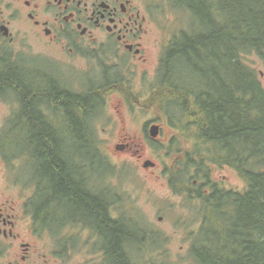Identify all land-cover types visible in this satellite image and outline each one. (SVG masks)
<instances>
[{"label": "flooded vegetation", "instance_id": "1", "mask_svg": "<svg viewBox=\"0 0 264 264\" xmlns=\"http://www.w3.org/2000/svg\"><path fill=\"white\" fill-rule=\"evenodd\" d=\"M157 14L144 0H0V102L8 106L1 129L3 132L7 125L11 126L15 136L20 137L17 142L21 143L9 150L0 147V159L6 168L4 187L0 190V264H66L67 253L75 251L92 254V260L80 264H112L110 256L115 248L101 222L89 221L71 211L68 204L45 196L50 182L37 169L39 160L30 147L28 135L21 134L20 125L34 123L66 136L70 130L64 97L77 99L88 93L92 102L88 119L89 122L94 119L97 138L98 125H104L106 131L113 120L107 116V98L115 97L114 108L123 123L130 107L138 111L152 108L154 117L141 123L140 135L154 147L163 145L161 140L167 125L176 127L182 137L173 134L166 138L165 148L174 139L195 142L198 138L186 122L168 116L170 111L167 108L166 113L162 109L156 95L161 88L159 69L155 73L148 67L153 51L163 52L170 42L163 48L159 37L162 22L154 20ZM153 46L155 50H151ZM159 59L161 62V56ZM97 76L102 80L96 84L93 82ZM15 80L26 87L51 86L57 93L54 100H59L55 102L32 93L28 98L29 92L25 96L20 93ZM160 113L162 117L158 116ZM115 122L119 123L114 118ZM153 127L159 132L155 139L151 136ZM166 129L175 133L173 128ZM90 131L93 134L92 127ZM120 135V142L114 144L113 150L126 154L130 145L124 141L132 137ZM180 151L171 145L166 156L173 160L170 164L164 162L158 169V178L166 180L172 193L190 196L198 206L210 194L241 191L224 174L226 171L239 174L235 168L196 158L194 149L180 158ZM100 152L107 159L102 158L99 166L96 159L94 164L90 160L86 166L90 174L89 170L81 171L84 190L79 171L81 159L76 158L77 184L105 209L111 222L122 217L129 223L128 216L114 211L117 198L112 176L114 164L106 150ZM190 156L194 159L190 168L192 183L177 192L178 187L172 184L177 164ZM199 163L207 167L208 175L199 173ZM157 167L154 163L151 168ZM121 249L128 259L127 246L122 243Z\"/></svg>", "mask_w": 264, "mask_h": 264}, {"label": "trees", "instance_id": "2", "mask_svg": "<svg viewBox=\"0 0 264 264\" xmlns=\"http://www.w3.org/2000/svg\"><path fill=\"white\" fill-rule=\"evenodd\" d=\"M166 1L173 10L187 14L191 26L174 35L163 52L161 88L156 93L161 107L165 112L168 108L171 119L186 122L198 136L196 158L231 166L245 182L241 191L210 194L194 206L200 225L191 237L190 257L195 264H264V85L253 58L264 60V0ZM16 86L24 96L29 92L28 98L38 94L59 100H54L57 93L51 86L26 87L18 80ZM87 96L62 99L68 103L70 131L66 136L40 124L19 126L35 150L37 169L50 182L45 196L68 204L89 221L101 222L115 248L112 264L153 263L155 257L148 249L152 235L135 229L137 220L132 217L129 223L122 217L111 222L105 209L82 191V172L89 170L90 160L94 164L96 159L98 166L102 163L95 122L88 119L92 102ZM76 158L81 159L80 167ZM192 160L190 156L177 164L172 178L177 191L192 183ZM75 166L82 175V190ZM197 168L208 175L203 164ZM122 243L127 246L128 259Z\"/></svg>", "mask_w": 264, "mask_h": 264}, {"label": "rangeland", "instance_id": "3", "mask_svg": "<svg viewBox=\"0 0 264 264\" xmlns=\"http://www.w3.org/2000/svg\"><path fill=\"white\" fill-rule=\"evenodd\" d=\"M146 5L156 10L159 14L155 19L162 22V31L159 37L162 39L163 48L168 44L172 37L181 32L180 29H187L191 26L190 17L187 14L180 13L172 9L166 0H144ZM157 33H155L156 35ZM151 50H155L153 46ZM154 56L151 58V65L149 69L155 70L158 73L161 53L153 51ZM255 67L262 73V84L264 85V60L255 58ZM101 76V75H100ZM100 76L94 79L93 83H98L102 80ZM85 79L81 78V81ZM116 98V97H115ZM115 98H107V116L113 120L109 122L106 131H104V125L100 124L99 127V141L101 142V149L106 150V154L111 156L114 168V183L119 189V194L122 196L116 204L115 211L123 213L124 210L128 214L132 215L136 220L135 229L146 230L159 233L167 238L165 239V246L160 250L163 243L161 236H152V240L156 247L150 245L155 250H149V255L155 257V264H192L189 258V248L191 244V236L189 235L200 225V219H197L196 208L181 197L179 194L172 193L167 182L164 179L158 178V169L165 163L171 162L173 158L166 156L168 149L171 145L178 146L180 151V158L186 155L191 149H194L195 142L190 139L186 141H177L174 139L170 141L171 144L168 148L164 145L167 140L176 134L182 137L176 127L167 125L164 129V135L162 136L161 143L154 147L150 144V140H145L140 135L141 123L149 117H154L152 108H142L141 110L132 109L125 112L127 116L126 123L122 122L121 115L118 114L116 108H114ZM8 113V106L0 102V147L10 149L12 145H20V137H16L14 130L11 126L7 125L6 129L2 132L3 118ZM161 116V113L158 114ZM118 120V124L115 122ZM114 124V125H113ZM161 124L165 126L164 120H161ZM166 128H173L174 132H170ZM185 129L184 126H182ZM112 130V131H111ZM183 131V130H182ZM131 136V139H126L125 144H129L126 154L114 152V144L119 140V136ZM137 139L134 138L136 134ZM132 139H135L132 142ZM131 140V141H129ZM100 149V150H101ZM102 154V153H101ZM140 156V157H139ZM9 157V156H7ZM107 159V158H106ZM147 162H152L158 165L157 168H145ZM6 168L2 159H0V190H3ZM231 179L233 186L241 187L244 183L236 173L231 174L224 172ZM126 200L124 203L120 204ZM120 204V205H119ZM162 216V220L159 217ZM134 228H130L132 232H135ZM152 242V243H153ZM150 257V256H148ZM92 260V254L90 252L75 251L67 253L66 264H80L86 260ZM144 261V260H143ZM145 264H151V260L144 261Z\"/></svg>", "mask_w": 264, "mask_h": 264}, {"label": "water", "instance_id": "4", "mask_svg": "<svg viewBox=\"0 0 264 264\" xmlns=\"http://www.w3.org/2000/svg\"><path fill=\"white\" fill-rule=\"evenodd\" d=\"M156 135H157V128H154V129L152 130V136L155 137ZM146 166H151V164L147 163Z\"/></svg>", "mask_w": 264, "mask_h": 264}]
</instances>
